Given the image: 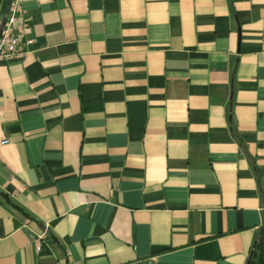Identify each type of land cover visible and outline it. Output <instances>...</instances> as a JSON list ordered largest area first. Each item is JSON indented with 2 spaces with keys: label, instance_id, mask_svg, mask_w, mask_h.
<instances>
[{
  "label": "crops",
  "instance_id": "crops-1",
  "mask_svg": "<svg viewBox=\"0 0 264 264\" xmlns=\"http://www.w3.org/2000/svg\"><path fill=\"white\" fill-rule=\"evenodd\" d=\"M14 2L33 42L0 56V264H246L264 0H0V31Z\"/></svg>",
  "mask_w": 264,
  "mask_h": 264
},
{
  "label": "built area",
  "instance_id": "built-area-1",
  "mask_svg": "<svg viewBox=\"0 0 264 264\" xmlns=\"http://www.w3.org/2000/svg\"><path fill=\"white\" fill-rule=\"evenodd\" d=\"M16 2L10 8L6 15L5 21L0 31V56L10 57L21 54L23 44L33 42L30 34V25L28 18L17 12ZM1 143H6L3 141ZM43 239V234L37 237L36 250H40V242Z\"/></svg>",
  "mask_w": 264,
  "mask_h": 264
},
{
  "label": "trees",
  "instance_id": "trees-1",
  "mask_svg": "<svg viewBox=\"0 0 264 264\" xmlns=\"http://www.w3.org/2000/svg\"><path fill=\"white\" fill-rule=\"evenodd\" d=\"M246 264H264V223L256 233Z\"/></svg>",
  "mask_w": 264,
  "mask_h": 264
}]
</instances>
